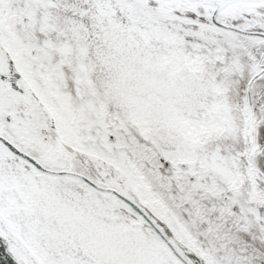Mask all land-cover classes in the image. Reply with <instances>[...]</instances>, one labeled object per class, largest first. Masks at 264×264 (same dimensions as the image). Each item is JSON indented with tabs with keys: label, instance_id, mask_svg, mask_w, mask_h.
<instances>
[{
	"label": "snow or ice",
	"instance_id": "6c2138e0",
	"mask_svg": "<svg viewBox=\"0 0 264 264\" xmlns=\"http://www.w3.org/2000/svg\"><path fill=\"white\" fill-rule=\"evenodd\" d=\"M0 264H264V0H0Z\"/></svg>",
	"mask_w": 264,
	"mask_h": 264
}]
</instances>
